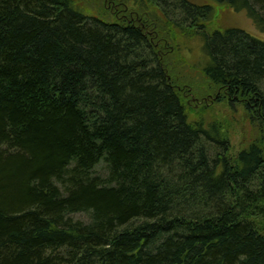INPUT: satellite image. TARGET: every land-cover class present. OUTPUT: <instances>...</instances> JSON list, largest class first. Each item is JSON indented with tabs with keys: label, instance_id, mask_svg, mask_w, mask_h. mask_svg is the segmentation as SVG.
Returning a JSON list of instances; mask_svg holds the SVG:
<instances>
[{
	"label": "trees",
	"instance_id": "trees-1",
	"mask_svg": "<svg viewBox=\"0 0 264 264\" xmlns=\"http://www.w3.org/2000/svg\"><path fill=\"white\" fill-rule=\"evenodd\" d=\"M208 1L264 35V0ZM213 15L187 0H0V264H264V41L207 33ZM183 32L202 40L205 92L164 57ZM193 94L257 127L234 162L220 131L189 120Z\"/></svg>",
	"mask_w": 264,
	"mask_h": 264
},
{
	"label": "rangeland",
	"instance_id": "rangeland-1",
	"mask_svg": "<svg viewBox=\"0 0 264 264\" xmlns=\"http://www.w3.org/2000/svg\"><path fill=\"white\" fill-rule=\"evenodd\" d=\"M196 6L211 5L214 15L211 21L204 24L206 32L219 31L234 28L245 32L246 34L264 41V35L258 32L245 11L234 12L225 6H219L208 0H187ZM80 3V2H79ZM80 6L84 9L86 2L81 1ZM149 14L155 13L154 9L147 7ZM95 13V11L91 12ZM93 15V14H92ZM157 14L156 16H158ZM178 50H167L165 58L172 64L174 71L181 77L184 86L190 87L200 93L205 92L206 81L203 77V69L207 61L202 52V40L200 37L189 38L184 32L179 35ZM229 108L228 103L217 104L213 101H202L193 95L187 99V114L189 120L195 123H201L204 126H211L220 131L218 139L228 145V155L230 162H234L236 155L252 143L258 135L256 126L251 125L243 108L240 105H234ZM93 177L104 179L107 176L106 164L101 161L92 170ZM255 219H259L254 215ZM264 218V216H262ZM74 220L88 222L87 214L72 215ZM259 229L264 234V221L257 222Z\"/></svg>",
	"mask_w": 264,
	"mask_h": 264
}]
</instances>
